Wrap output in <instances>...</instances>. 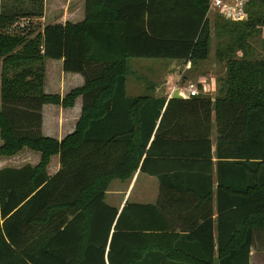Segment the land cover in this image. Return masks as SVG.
<instances>
[{
    "label": "trees",
    "instance_id": "trees-1",
    "mask_svg": "<svg viewBox=\"0 0 264 264\" xmlns=\"http://www.w3.org/2000/svg\"><path fill=\"white\" fill-rule=\"evenodd\" d=\"M82 7L76 20L65 12L39 32L25 25L9 33L22 18L43 17L45 0H0V156L40 154L36 165L0 168V264H168L153 262L167 256L154 249L165 234L155 231V206L128 203L118 214L105 202L110 182L138 168L180 206L187 194L215 196L218 253L209 217L204 264H249L264 231V58H247L243 44L264 30V0H248L244 21L216 17L238 49L217 52L225 76L214 99L167 101L126 95L128 61L205 59L208 0H82ZM46 58L62 59V70L81 74L83 84L63 96L45 93ZM78 96L74 130L61 140L43 135L42 106L72 107Z\"/></svg>",
    "mask_w": 264,
    "mask_h": 264
},
{
    "label": "crops",
    "instance_id": "crops-1",
    "mask_svg": "<svg viewBox=\"0 0 264 264\" xmlns=\"http://www.w3.org/2000/svg\"><path fill=\"white\" fill-rule=\"evenodd\" d=\"M56 60V64H61L62 70V59ZM44 67L45 81L43 88L45 93L59 94L60 96H63L72 88L79 87L84 82L83 76L79 73L64 72L62 70V72L59 73L57 77H55L53 76V70L56 69V67H51L48 69L45 63ZM157 83L155 81H147L146 88L149 91V95L155 97H164L166 101L169 100L171 98V93L175 89L173 88L174 86L169 87V89L168 87L167 89L164 87H161L160 89L158 87V85L160 86V83ZM162 84H165L166 86L170 85L165 80ZM182 98L189 97L182 96ZM81 108V96H78L75 99L74 105L72 107L64 108L57 104H44L41 111V130L43 135L51 136L61 140L65 135L74 130L76 122L80 117ZM47 121H51L52 125L49 126ZM211 140L213 151L215 147V138L211 137ZM10 160L13 161L12 159L6 157L0 158V168L4 166H21L20 164L17 166H11L7 164L6 161ZM58 168L59 165L55 163L52 166L51 172L54 173ZM115 180H119V183L115 184ZM213 181L215 183V175L213 176ZM178 198V195L174 192L168 193L166 190L161 191V185L158 178L156 176L140 172L139 168L132 174L130 178L126 180H112L108 186V189L105 191V202L110 206L116 207L118 214L128 203L143 205L148 204L156 207L158 216H156L154 220V224L156 225L155 231H157L156 233L165 234L163 239H161L159 236V241L156 243V245H154V249L158 251L164 249L167 253V256H165L164 259L157 257L155 260H153V262H164L168 264H204L206 260L203 258V255L205 253L206 244L203 224L207 221V219H209V217L212 218L214 223V255L217 257L218 253L216 244L217 231L215 228V219L217 216L215 196H213L212 202H208L205 200H199L197 197H194L191 194H187L182 197L183 202L181 206L178 204ZM192 233H197L196 239L190 237ZM252 248L250 250L249 264H264V256L257 258L252 257Z\"/></svg>",
    "mask_w": 264,
    "mask_h": 264
},
{
    "label": "rangeland",
    "instance_id": "rangeland-1",
    "mask_svg": "<svg viewBox=\"0 0 264 264\" xmlns=\"http://www.w3.org/2000/svg\"><path fill=\"white\" fill-rule=\"evenodd\" d=\"M66 4H68L67 8L65 6ZM65 12L73 14L70 17L67 16V19L69 20L80 18L83 13L82 0H45L44 16L41 18L31 17L25 27V31L29 28H35L36 32H39L45 24L57 21V19L62 17ZM216 17L218 16L215 14L208 15L210 41L208 55L205 59L197 61H173L163 59L130 58L128 61L130 71L126 78V94L133 96L149 95L146 83L147 81H155L156 83H160V86L158 85L160 89L161 87H164L165 89L168 87L169 89V87L175 86V84H180L179 86L182 87L188 83H193L198 86L199 93L214 98L217 95L220 80L225 76L224 60H221L218 57L217 52L220 49H224L228 44L232 45L233 43V47H237L234 44L236 40L233 41L234 38H232L230 32L221 27L222 22H219ZM23 22L27 21L23 20ZM12 26L8 32H18L19 28H14ZM229 29L232 31V26H229ZM244 43L243 47L246 49L245 55L247 58H264L263 28H260V32H256L250 38H247ZM234 55L237 58H241L243 56V51L240 49L236 50ZM44 63L48 69L58 65L56 64L57 60L51 58H46ZM61 72V64H59L56 69L53 70V76L57 77ZM164 80L170 85L166 86L165 84H162ZM179 91L181 90L179 89L178 92ZM47 122L49 126L52 125L51 121ZM211 137L215 138L214 121L212 122ZM5 157L13 160L6 161V163L11 166H17L19 164L22 166L26 163L36 165L39 162L40 154L24 148L12 156H0V158ZM53 163L54 162L51 164ZM51 167L52 165L50 166V169ZM114 183H119V180H115ZM260 256H264V231L259 233L258 237L255 238L252 248V257L257 258Z\"/></svg>",
    "mask_w": 264,
    "mask_h": 264
},
{
    "label": "built area",
    "instance_id": "built-area-1",
    "mask_svg": "<svg viewBox=\"0 0 264 264\" xmlns=\"http://www.w3.org/2000/svg\"><path fill=\"white\" fill-rule=\"evenodd\" d=\"M247 2L248 0H208L206 16L208 17L209 14H215L226 21H244L247 19ZM29 19L30 18H22L13 24L12 27L22 29L27 25ZM23 20L27 22H23ZM179 85L180 84H175L173 88L184 91L186 95L183 97H190L199 93V88L196 84L188 83L182 87Z\"/></svg>",
    "mask_w": 264,
    "mask_h": 264
},
{
    "label": "water",
    "instance_id": "water-1",
    "mask_svg": "<svg viewBox=\"0 0 264 264\" xmlns=\"http://www.w3.org/2000/svg\"><path fill=\"white\" fill-rule=\"evenodd\" d=\"M171 98H175V99L182 98V96L178 93V89H174V91L171 93Z\"/></svg>",
    "mask_w": 264,
    "mask_h": 264
},
{
    "label": "bare ground",
    "instance_id": "bare-ground-1",
    "mask_svg": "<svg viewBox=\"0 0 264 264\" xmlns=\"http://www.w3.org/2000/svg\"><path fill=\"white\" fill-rule=\"evenodd\" d=\"M179 90V89H178ZM178 93H180L181 96L186 95V93L184 91H179Z\"/></svg>",
    "mask_w": 264,
    "mask_h": 264
}]
</instances>
